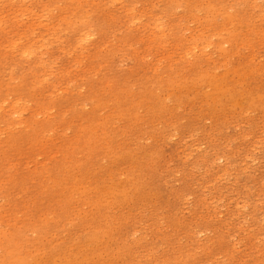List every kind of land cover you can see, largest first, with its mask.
<instances>
[{"label": "rangeland", "instance_id": "1", "mask_svg": "<svg viewBox=\"0 0 264 264\" xmlns=\"http://www.w3.org/2000/svg\"><path fill=\"white\" fill-rule=\"evenodd\" d=\"M0 264H264V0H0Z\"/></svg>", "mask_w": 264, "mask_h": 264}]
</instances>
